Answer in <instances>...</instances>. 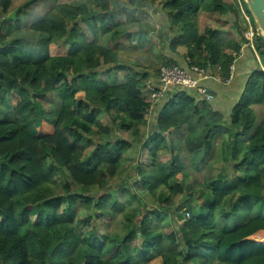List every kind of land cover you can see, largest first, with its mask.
<instances>
[{"label": "trees", "instance_id": "trees-1", "mask_svg": "<svg viewBox=\"0 0 264 264\" xmlns=\"http://www.w3.org/2000/svg\"><path fill=\"white\" fill-rule=\"evenodd\" d=\"M15 1L0 0V104L6 112L0 117V264H264V239L258 242L264 234V120L255 126L253 111L257 105L264 110V72L249 76L229 123L194 94L170 93L144 139L150 108L145 86L152 75L121 65L117 50L135 35L144 57L161 68L189 70L190 62L207 72L219 69L225 83L245 44L238 2L49 0L48 10L29 26L33 46L22 29L42 0L12 11ZM242 7L251 17L244 2ZM158 8L169 22L166 29L143 20ZM203 12L232 15L238 40L211 29L200 33ZM161 35L168 53L154 52L164 42ZM62 42L69 44L67 54L51 56L48 48ZM180 47L183 61L167 55L178 57ZM255 50L264 67L261 36ZM117 71L127 72L123 82ZM182 128L185 137L174 138ZM223 134V162L233 163L234 173L243 171L235 181L228 169L213 170L214 138ZM133 147L146 151V160L136 161L139 182L127 186L133 166L121 163ZM59 177L63 184L54 185ZM187 179L202 189L185 190ZM139 191L152 198L153 210ZM183 194L198 204L175 223L169 217ZM117 217L116 234L102 239L96 223Z\"/></svg>", "mask_w": 264, "mask_h": 264}, {"label": "rangeland", "instance_id": "rangeland-1", "mask_svg": "<svg viewBox=\"0 0 264 264\" xmlns=\"http://www.w3.org/2000/svg\"><path fill=\"white\" fill-rule=\"evenodd\" d=\"M29 0H16L14 2L13 5V9L12 11H15V9L19 8L21 5H23L25 2H27ZM82 0H60L61 3H66V4H76L81 2ZM238 1V0H236ZM50 7V1L49 0H42L41 3L36 6L33 7L34 9L32 10V18L30 19V21L28 22L26 28L22 29L23 32L25 33V40L26 43L31 42L29 44H32L33 46L36 44L34 41V37L35 35H32L29 33V26L30 24H32L33 22H35L38 18H40ZM12 11L9 13V15L12 13ZM209 13H201L198 16V20H197V26L199 27V31L200 33H203V31L206 28L211 27L215 28L216 31L218 32H222V31H226L227 28L229 26H231L232 22H233V17H229L232 18V21L229 23V18H227L226 16H217L216 19L214 17L211 18V15ZM241 18H242V14H241ZM144 22L148 23L150 26H152L154 29H160L161 27H164V29L169 27V22L164 14L163 11H161L160 8L157 9V11H148V14H145L144 17ZM15 22L11 21L9 24V30L11 27H14ZM244 27L245 30V26H244V22L243 24H241ZM215 26V27H214ZM210 29V28H209ZM8 29H5L4 32H6ZM8 30V31H9ZM7 31V32H8ZM7 32L5 34H7ZM86 35L91 38L90 34L88 31H86ZM11 38V36H9V39ZM132 40L131 41H124L122 42V44L119 46V48H117L118 50V58L120 61L121 65L126 66L129 69H132L134 71H138V72H145V70H147L151 75H152V80H155L153 77L156 75V72L158 71V69L161 68V64L154 59L153 57H149V58H145L144 57V52L145 49H139L137 47V38L135 35L132 36ZM161 41H164L163 43H159L156 46H154V52L157 53L159 51H162L163 53L165 52H169L168 50V43L169 41H166V39L163 37V35H161L160 37ZM69 49V44L67 42H62L58 45H51L50 49L48 48V51H50L51 56H64L67 54V51ZM185 49L183 47H180L178 49V57L172 55V54H167L168 56H172L175 59H178L179 61H183L182 59L183 56H185ZM259 65V64H258ZM259 68L264 72V67L261 68L259 65ZM106 70V68H102L100 70V72H104ZM127 74V72L125 71H117L116 75L119 78V82H123L125 75ZM79 96H81V98H83V96L80 94ZM44 104L47 105L48 109H50L52 106L49 102L44 101ZM257 107V106H256ZM259 107V106H258ZM257 110L256 109L254 114H255V118H256V122H255V126L258 123L259 119H260V115L259 113L256 114ZM5 110L3 108V106L0 104V117L2 118V116L5 115ZM156 116L157 114H151L145 117L146 118V127L144 128V132H143V138L144 139H148L150 137V135L154 132V124L156 121ZM105 124L109 125V118H106L104 120ZM113 129H115L114 127H112ZM142 130V129H141ZM180 136V137H179ZM185 134H174L173 137L174 138H179L182 139L184 138ZM119 138H121L122 140H126V141H130L133 143L134 146H136L135 141H133V138H131L130 136H128V134H121L119 135ZM142 152V156L140 155ZM145 153L146 151H144L143 149H140L139 147L136 148H131L127 151H125L124 155H123V160H122V167L126 168L128 166V164L130 165V167L133 168L129 171V174L124 178V182L125 184L128 186L129 183L131 182H139V180L136 177V167H135V163L138 160V164L144 163L146 160L145 157ZM162 154V155H161ZM161 160L163 162H168L169 161V157L167 155V153L165 151L161 152ZM214 162L216 161V158L213 157ZM217 162V161H216ZM214 170V169H213ZM132 172V173H131ZM131 173V174H130ZM199 181H201L200 179H202L201 175H195ZM182 177H179V180H181ZM63 179L62 177L56 178V181H54V185H58L61 186V184H63ZM187 185L185 190H190V189H195V190H199L202 189L201 185L197 186V185H193V183L191 182V179H187ZM119 181L117 179H115L112 183V185L114 187H117L119 185ZM141 185V183H139V186ZM136 195H139L144 202H148L149 206H148V210H153L156 205H154L152 203V198L148 195V194H143L142 191H139L136 193ZM144 196V197H142ZM196 199V197H194L193 201ZM198 202H192L189 200L188 195L187 194H183L177 197L176 199V205L175 207L172 209L171 211V217H169L171 219V221L178 223V216L182 215L183 213H185L188 209H192L194 210L197 206ZM89 212L83 210L80 211V216L81 217H86V215H88ZM187 218V216H185ZM86 220V219H85ZM233 223L236 224L238 219H232ZM121 222L120 217H117L116 219L109 220V219H103L102 222H97L96 223V228L98 229V233L100 235V237L102 239L106 238V236H111L113 234H116V232L118 231V224ZM231 226H234L233 224H230ZM83 231H86V229L84 228ZM259 239H263V238H259ZM160 259H157L155 261L152 262V264H159Z\"/></svg>", "mask_w": 264, "mask_h": 264}, {"label": "crops", "instance_id": "crops-1", "mask_svg": "<svg viewBox=\"0 0 264 264\" xmlns=\"http://www.w3.org/2000/svg\"><path fill=\"white\" fill-rule=\"evenodd\" d=\"M226 3H232V0H225ZM209 15V14H208ZM211 18L214 17L216 19L219 14H210ZM232 15H227L226 17L229 18ZM233 17V16H232ZM229 23L232 21V18H229ZM234 23V18L233 22L231 23L232 25L227 28L226 31L220 32L222 37L228 41L232 40H238V35L236 33L235 28L233 27ZM215 27V26H214ZM211 29V27H209ZM206 28V29H209ZM211 30H215V28H212ZM236 60L233 66L231 67V73H230V81L227 83H223L222 81L217 82L213 78L209 80H205L201 83L203 87H205L209 94L211 95V102L209 103L212 109L216 112L221 113L224 116V122L229 123L230 119L229 116L231 115L234 107L237 105L239 102L243 89L245 85L248 82L249 76L255 71L260 69L259 68V63L256 61L255 57L253 56L252 52L250 51L249 48H246L245 44L241 45L240 52L235 55ZM255 59V60H254ZM212 74L214 77L219 78L220 77V70L219 69H213ZM257 105V107H253V111L255 112L257 110L256 114L259 113L260 119L256 126H258L262 121L264 120V110L261 106ZM256 122V118H255ZM176 134H185L186 131L184 128L180 129L179 131H175ZM180 137V136H179ZM185 137V136H184ZM227 141V135H218L217 137L214 138V157L216 158L217 162L212 161L213 163V169H215V172H218L220 169L225 168L228 169V172L234 176V181L237 177H240L241 172L243 171H237L234 173L233 168L234 164L231 163H225L223 162V157L228 153V148L225 147V143ZM224 156L222 157V155ZM236 177V178H235ZM260 238L264 239V234L260 236ZM259 239V241L263 240ZM259 243H264V242H259ZM161 264V260L159 262Z\"/></svg>", "mask_w": 264, "mask_h": 264}, {"label": "built area", "instance_id": "built-area-1", "mask_svg": "<svg viewBox=\"0 0 264 264\" xmlns=\"http://www.w3.org/2000/svg\"><path fill=\"white\" fill-rule=\"evenodd\" d=\"M237 2L240 6V12L245 26V46L253 52L260 67L263 68L255 50V41L257 37L260 36V32L254 25L252 18L249 17L243 9V0H238ZM187 63L189 64V70H185L177 66L162 67L160 68V72L156 80L150 79L147 81L145 89L150 102L148 115L158 114L159 109L167 100L170 93L187 92L194 94L199 100L207 103L211 102V95L208 90L201 85V83L212 78L217 82H220L221 80L214 77L211 71L207 72L191 65L190 62ZM230 79H228L225 83L229 82ZM186 216L187 218L190 217L188 213Z\"/></svg>", "mask_w": 264, "mask_h": 264}, {"label": "water", "instance_id": "water-1", "mask_svg": "<svg viewBox=\"0 0 264 264\" xmlns=\"http://www.w3.org/2000/svg\"><path fill=\"white\" fill-rule=\"evenodd\" d=\"M243 2L264 40V0H243Z\"/></svg>", "mask_w": 264, "mask_h": 264}]
</instances>
